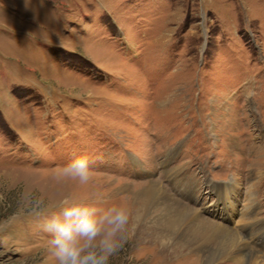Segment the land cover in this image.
<instances>
[{
  "label": "rangeland",
  "instance_id": "obj_1",
  "mask_svg": "<svg viewBox=\"0 0 264 264\" xmlns=\"http://www.w3.org/2000/svg\"><path fill=\"white\" fill-rule=\"evenodd\" d=\"M79 155L94 181L58 183ZM153 186L232 228L264 220V0H0V264H55L41 202L142 213ZM161 195L111 264H160Z\"/></svg>",
  "mask_w": 264,
  "mask_h": 264
},
{
  "label": "clouds",
  "instance_id": "obj_2",
  "mask_svg": "<svg viewBox=\"0 0 264 264\" xmlns=\"http://www.w3.org/2000/svg\"><path fill=\"white\" fill-rule=\"evenodd\" d=\"M95 157L79 155L57 166L54 179L58 183L87 186L97 171ZM56 214L45 220L44 230L50 234L48 250L55 264H111L124 248L140 220V209L130 199L120 197L102 209L66 195L41 212ZM10 221L0 222V230Z\"/></svg>",
  "mask_w": 264,
  "mask_h": 264
},
{
  "label": "bare ground",
  "instance_id": "obj_3",
  "mask_svg": "<svg viewBox=\"0 0 264 264\" xmlns=\"http://www.w3.org/2000/svg\"><path fill=\"white\" fill-rule=\"evenodd\" d=\"M179 174H181L180 170L170 177ZM175 182L177 185L182 183L179 179H175ZM187 184L193 183L189 182ZM161 189L153 186L142 194L143 199L146 200V206L142 208L143 212L140 213L139 224L156 207V199H160L157 193L163 195L165 202L166 199H169L168 195L166 196L161 192ZM187 192L190 193L188 189ZM175 199L176 206L169 205L168 201L165 204L162 203V212L164 213L162 214L159 211L161 220L155 221V229H151L153 238L155 240L161 238L162 245L165 246L167 251L163 254L157 246H153V251H151L152 249L148 250L152 253V262L166 264V261L176 252L185 254L179 262L180 264H199V260L203 261V264H209L220 259L227 261L229 259L233 262L232 264H260L263 261L261 257L264 255V220L257 214L260 212L257 205H254L252 209L250 207L252 213L250 217H247L249 216L247 214L243 217L239 227L232 228L226 223L227 221L212 220L200 208L191 209L188 204L182 202V199ZM159 212L157 211V213ZM247 212L249 213V210ZM246 228L249 229V232H246ZM209 232H212V234H209ZM247 237L248 239H246ZM254 237L256 244L252 245L251 240ZM218 238L224 241L223 248H215L214 243ZM260 252L261 254H259ZM239 256L240 258H238Z\"/></svg>",
  "mask_w": 264,
  "mask_h": 264
}]
</instances>
